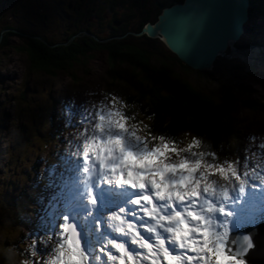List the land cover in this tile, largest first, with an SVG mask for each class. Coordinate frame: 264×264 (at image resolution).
I'll use <instances>...</instances> for the list:
<instances>
[{
	"label": "rangeland",
	"instance_id": "obj_1",
	"mask_svg": "<svg viewBox=\"0 0 264 264\" xmlns=\"http://www.w3.org/2000/svg\"><path fill=\"white\" fill-rule=\"evenodd\" d=\"M124 1L127 12L137 6L135 0ZM111 3L112 0H0V264L35 261L45 264L51 259L50 254L41 257L33 253L37 245L30 233L37 232L39 236L61 212L57 206L63 204L61 195L65 180L63 173L58 172L65 163L69 166L64 160L70 159V153L60 147L64 145L61 143L68 140L67 144L76 142L82 148L84 142L77 135L76 129L79 128L65 133L70 127L65 107L67 102L81 107L93 104V111H87V115L92 116L101 108L111 107L115 97L120 101L117 107L127 117L131 113L129 103L134 95L153 86L163 88L164 93L169 94L179 80L186 81L201 96L228 107V136L217 162H235L237 158L243 161L244 156L252 151H264L260 147L264 144V68L248 66L243 63L242 56L231 58L228 51L229 57H222L223 60L215 64L211 72H198L186 69L180 61L162 62L149 55L152 66L149 79L147 73L127 60L119 57L113 63L105 51L78 58L65 71L48 72L36 68L27 53L21 50L28 42L27 35H37L56 43L84 28L99 33V38H105L112 15L109 12ZM121 4L119 8L122 10ZM157 4L160 3H155L160 11ZM139 11L136 10V14ZM113 12L118 11L114 9ZM99 13L102 19L98 17ZM7 27L13 30V34L11 29L4 30ZM244 34L236 43L238 50L252 47L247 49L251 53L254 47H264V0L256 1ZM89 35L93 34L79 33L73 41ZM137 43L143 46L147 42L135 40ZM160 70H164L169 79ZM245 77L257 84L251 93L238 85L239 79ZM73 111L71 117L79 120L82 116L76 117ZM130 124L127 119L126 127L133 126ZM143 125L144 122H139L135 126L136 134L147 138ZM92 126L83 125L80 135H89ZM61 128L63 134L57 132ZM191 135L190 127L184 125L177 147H186ZM72 155L76 156L75 153ZM205 159L212 160L211 157ZM53 165L56 167L49 176ZM55 193L59 195L58 201L52 197ZM125 218L133 220L130 216ZM43 239L47 241L45 248L51 245L47 236Z\"/></svg>",
	"mask_w": 264,
	"mask_h": 264
},
{
	"label": "snow or ice",
	"instance_id": "obj_2",
	"mask_svg": "<svg viewBox=\"0 0 264 264\" xmlns=\"http://www.w3.org/2000/svg\"><path fill=\"white\" fill-rule=\"evenodd\" d=\"M119 104L113 97L95 112L62 211L30 233L33 253L50 254L45 264H256L259 250L264 264V165L249 170L245 158L241 174L239 158L194 151L196 137L182 148L164 135L141 137ZM246 226L257 235H240Z\"/></svg>",
	"mask_w": 264,
	"mask_h": 264
},
{
	"label": "trees",
	"instance_id": "obj_3",
	"mask_svg": "<svg viewBox=\"0 0 264 264\" xmlns=\"http://www.w3.org/2000/svg\"><path fill=\"white\" fill-rule=\"evenodd\" d=\"M176 1L183 2V0H170L164 6H171ZM256 1L258 2V0H251L252 9L255 7ZM139 3L131 9L133 11H130L131 15L125 14L124 25H121L120 28L117 25L119 24L117 16L108 21V35L105 38H99V33L91 32L89 29L84 28L69 34L62 42L56 43L48 42L37 35H27L28 42L25 43V47L21 50L27 53L36 68L48 72L53 70L57 72L65 71L67 66L77 61L78 58H86L91 55V52L105 51L110 59H113V63L119 57L127 60L135 68H141L148 74L146 77L150 79L151 75L149 72L152 68L150 56L154 55L162 62H179V60L167 50L161 41H151L145 36L136 37L133 35V33L140 32L147 22H154L156 15L160 12L158 10L154 17L145 14L143 19L140 20L135 15L136 10L140 9L141 4ZM120 4V0H112L111 7L116 6L117 8ZM123 6H126V4H123ZM98 17L100 19L103 18L100 13ZM109 26L115 30L109 31ZM10 29L9 27L4 28L5 31ZM10 32L13 34L12 29ZM86 32L93 35H89V37L83 36L73 41L74 36L79 33L87 34ZM127 33L130 34L125 36ZM135 40H144L147 42L146 45H149V48L153 50L145 48L146 45L144 43V47L142 44H135ZM150 42L155 44H150ZM220 60H223V58L218 59L215 64L219 63ZM182 65L186 69L191 70L184 64ZM159 72L163 75L165 74L167 79H169L164 70ZM130 101L129 111L131 113H129L130 116H127L128 120L135 126L139 122H144L143 127H145L147 136L149 134L151 136L164 135L166 139L173 140L177 146L180 143L181 128L184 125H188L192 133L190 141L193 137L201 141L199 147L193 149L194 151H214L217 156L222 153L228 136V115H226L228 107L201 96L188 82L179 80L169 94H165L163 88L153 86L139 95H134V99ZM152 143H156V141H152Z\"/></svg>",
	"mask_w": 264,
	"mask_h": 264
},
{
	"label": "water",
	"instance_id": "obj_4",
	"mask_svg": "<svg viewBox=\"0 0 264 264\" xmlns=\"http://www.w3.org/2000/svg\"><path fill=\"white\" fill-rule=\"evenodd\" d=\"M159 7L162 12L157 20L146 23L141 32L134 35L158 39L192 70L211 72L215 62L227 58L225 51L246 32L244 25L250 19L252 5L251 0H184ZM230 53L231 57H248L241 50ZM256 264H261L259 250Z\"/></svg>",
	"mask_w": 264,
	"mask_h": 264
},
{
	"label": "bare ground",
	"instance_id": "obj_5",
	"mask_svg": "<svg viewBox=\"0 0 264 264\" xmlns=\"http://www.w3.org/2000/svg\"><path fill=\"white\" fill-rule=\"evenodd\" d=\"M184 1V0H183ZM158 5H160V4H158ZM160 8V7H159ZM162 12V10H160V12L159 13H161ZM159 15V14H158ZM158 15H157V17H158ZM152 23H154V22H152ZM245 26V28H246V30H247V25L245 24L244 25ZM141 32V31H140ZM243 35H245V34H243ZM243 37V36H242ZM243 39V38H242ZM158 40V39H157ZM156 40V41H157ZM160 41V40H159ZM241 40H239V41H236V42H234V43H232L231 45H230V51L232 50V51H236V50H238V46L236 47V43L237 42H240ZM263 46H264V44H262ZM248 48H252V47H247L246 49H240L241 51H245V53L246 54H248V57H243L244 59V62L243 63H246L248 66H250V67H253V68H259V67H262V68H264L263 67V60L262 59H258L257 60V55L258 54H260V55H262V56H264V47L262 48V47H254L255 48V50H253L251 53L247 50ZM229 49L228 50H226L225 51V56L226 55H228V57H229V53H227L228 51H229ZM229 51V52H230ZM244 53V54H245ZM252 55V56H251ZM233 56H236V55H233ZM240 56V55H239ZM241 57V56H240ZM258 57H261V56H258ZM177 58V57H176ZM232 58V57H231ZM182 63V62H181ZM184 64V63H183ZM185 65V64H184ZM185 66H187V65H185ZM188 67V66H187ZM190 68V67H189ZM238 85H240V86H243V87H245V88H247V90H249L250 91V93H251V91H253V90H255V87H257V84L255 83V82H253L252 80H250L248 77H245V78H241V79H239V83H238ZM78 105V104H77ZM77 105H75V103L73 104V103H69V102H67L66 104H65V107H66V111L68 112V114H66L69 118H68V120H67V122L69 123V126H64V128H67V127H69L67 130H66V132L65 133H67L68 132V130L70 129V130H74V129H76V128H79V129H76L77 130V135H78V137H80L81 139V141H83L84 139H85V136H81L80 135V131L82 132L84 129H83V125H85L86 127H90L91 125H93V120H94V115H92V116H88L87 115V111L88 110H91L90 111V113L93 111V108H94V106H89V107H87V106H85V107H81V106H77ZM76 106H77V108H76ZM72 109L74 110L73 111V113H74V115L76 116V117H78V116H82L79 120H74L72 117H71V111H72ZM72 113V114H73ZM66 122V121H65ZM86 123V124H85ZM83 124V125H82ZM133 124V123H132ZM131 125V124H130ZM55 129H57V127L55 128ZM62 130L60 131V129H58V133H61V134H63L64 132V129L63 128H61ZM242 135V134H241ZM244 135V134H243ZM72 139V138H71ZM70 139V140H71ZM78 139V138H77ZM73 140V139H72ZM67 142H68V140H64L61 144H64V145H62V146H60V144H59V146L60 147H62L63 149H64V151L66 152V153H70L69 154V160L68 159H62V160H64L65 162H67V164H69V166L67 167V165H66V163L63 165V169L61 170V171H59L58 173H63V178H64V180H65V188L63 187V193H62V195H61V197L64 199V200H66L68 197H69V195H70V193H69V191H68V189H69V187L71 186V184L75 181V179L77 178V175H78V173H77V171H76V167H75V162L77 161V160H79L80 158H78L77 157V155L75 156V155H72V153H77V151H82V148H78L77 146H80L79 144H77L76 142H75V144L73 143L72 145L71 144H67ZM80 143V142H79ZM246 153H248V152H246ZM245 153V154H246ZM68 156V155H67ZM244 158H247V162H248V165H249V170H251V168L253 167V166H256V170L257 171H259L260 170V166L261 165H264V151H252V152H250L248 155H245L244 156ZM243 162H244V160L242 161H240V167L238 168V170L239 171H241V168H242V165H243ZM44 163H46V161L44 162ZM60 163V162H59ZM58 163V164H59ZM244 169V168H243ZM47 172V171H46ZM243 173V171L241 172V174ZM59 181V180H58ZM52 197H54V198H56L55 200H57L58 201V197H59V195H56V193H55V195H53L52 194ZM33 199V198H32ZM64 200H62L61 202H64ZM48 206V205H47ZM61 206H62V204H61ZM60 205L59 206H57L58 208H60V210L62 211V207H61ZM44 209V208H43ZM142 215V214H141ZM133 219V218H132ZM135 223L138 225L140 222L139 221H135ZM48 224V223H47ZM246 227H249V228H252V231H250V233H257L256 232V230H255V228L253 227V226H246ZM259 229L261 230H263L264 231V223H261V224H259ZM140 231L142 232L143 230H142V228L140 229ZM247 232H249V231H242L241 233H240V235H245V233H247ZM230 235H232L231 233H230ZM110 247V246H109Z\"/></svg>",
	"mask_w": 264,
	"mask_h": 264
},
{
	"label": "flooded vegetation",
	"instance_id": "obj_6",
	"mask_svg": "<svg viewBox=\"0 0 264 264\" xmlns=\"http://www.w3.org/2000/svg\"><path fill=\"white\" fill-rule=\"evenodd\" d=\"M168 1L170 2V0H135L136 3L140 2L139 4H141L140 9H139L140 10L139 13H137V14L135 13V15L138 16L140 20L143 19V16L145 14H149L152 17H154L156 15V12H157V9H158L156 7L155 3L157 2V3H160L161 5H164L165 3H168ZM171 1H173V0H171ZM122 2H123V4H126V3H124L125 2L124 0H122ZM175 3H179V2L176 1ZM123 4H121V5H123ZM112 9L118 10L119 13L118 12H113ZM109 12H112L111 17L107 16V18L110 17L109 19L113 18L114 16H118V14H120V16L117 19V20H119V23H120L119 25L120 26L124 25V20L123 19L125 17V14L131 15L130 11L128 13H126L127 9L124 6H122V10L119 8V6L117 8H116V6L115 7H113V6L111 7L110 6V11ZM156 18H157V15H156ZM120 26H118V27L120 28ZM112 30H115V29L113 27L109 26V31H112Z\"/></svg>",
	"mask_w": 264,
	"mask_h": 264
}]
</instances>
